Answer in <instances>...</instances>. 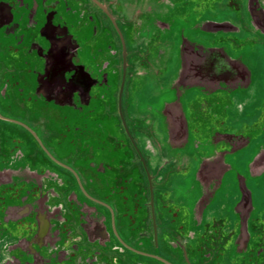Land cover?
<instances>
[{
    "label": "flooded vegetation",
    "instance_id": "obj_1",
    "mask_svg": "<svg viewBox=\"0 0 264 264\" xmlns=\"http://www.w3.org/2000/svg\"><path fill=\"white\" fill-rule=\"evenodd\" d=\"M263 135L264 0H0V264H264Z\"/></svg>",
    "mask_w": 264,
    "mask_h": 264
},
{
    "label": "rangeland",
    "instance_id": "obj_2",
    "mask_svg": "<svg viewBox=\"0 0 264 264\" xmlns=\"http://www.w3.org/2000/svg\"><path fill=\"white\" fill-rule=\"evenodd\" d=\"M263 138H264V135H263ZM263 138H257L253 141V146H255V148L259 145V141L260 139L264 140Z\"/></svg>",
    "mask_w": 264,
    "mask_h": 264
}]
</instances>
